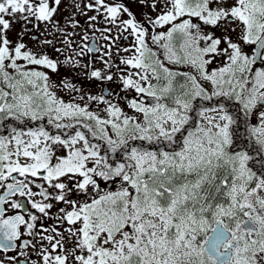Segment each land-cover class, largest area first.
Wrapping results in <instances>:
<instances>
[{
    "label": "snow or ice",
    "instance_id": "obj_1",
    "mask_svg": "<svg viewBox=\"0 0 264 264\" xmlns=\"http://www.w3.org/2000/svg\"><path fill=\"white\" fill-rule=\"evenodd\" d=\"M132 3L142 9L139 20L123 0L74 7L133 38L117 71L126 72L122 90L137 94L128 103L137 115L104 96L89 94L81 104L53 91L49 73L61 64L79 68L76 57L95 50L87 43L73 49L76 33L54 19L62 0H0V123L34 125L0 134V252L18 251L30 264L24 249L35 241L22 237L39 235L41 260L31 264H264V165L256 169L252 153L237 148L241 118L230 112L239 106L245 121L258 114L259 125L248 131L264 160V0ZM19 21L23 31L10 38ZM33 22L47 33L31 37L37 49L24 42ZM65 24L81 26L74 14ZM111 67L105 61L89 79L113 81ZM91 102L105 105L106 118L89 110ZM41 121L74 131L53 135ZM53 210L64 230L38 229Z\"/></svg>",
    "mask_w": 264,
    "mask_h": 264
},
{
    "label": "flooded vegetation",
    "instance_id": "obj_2",
    "mask_svg": "<svg viewBox=\"0 0 264 264\" xmlns=\"http://www.w3.org/2000/svg\"><path fill=\"white\" fill-rule=\"evenodd\" d=\"M89 2L90 0H62V4L60 5L59 11L54 17V19L60 22L61 27H65L67 28L68 31H72L76 33V35L69 37V39L73 41V49L75 51L77 52L80 51L81 46L84 45L85 43H87L88 47H94L95 50L93 52H85V55L83 57H76V59L81 60V66L79 68L69 70L65 65L61 64L59 67V72L49 73L50 78H54V80H58L59 83L67 82L69 84L74 85L75 88H79V89H83L87 87L88 89H90L88 93L91 95L93 93V95L95 96L99 94L98 92L95 91V89L96 87L100 86L101 95H103L104 97H110L113 100H116L118 98L119 100L123 101L125 104L128 105L131 99L138 98L134 91L128 90V91L120 92L111 83V81L109 82L101 81L100 82L99 80L89 79V74H90V71L92 70V66H89L88 68L86 67L84 68V66L90 65L95 62H105V61H108L109 63H113V62L120 63V59L128 55L127 53L123 52L122 49L126 47H130L131 44L133 43V38L128 37V39L125 40L123 38V35L118 33L117 29L113 25L105 22L103 16H98L96 21H89L88 17L96 15L94 11H88L87 9H84L86 14L81 15L74 7L75 3H80L81 7H83V4H86ZM109 2H112V0H109ZM115 2L119 3L121 2V0H115ZM123 2L130 8V10L135 14L138 20L141 19L142 9H140L137 4L132 3V0H123ZM143 11H146V9ZM73 14H74V18L78 20L79 24L81 25L80 27H77L75 29L69 28L67 24H65V20L69 16H72ZM153 15L155 14L153 13ZM124 18L126 19L127 17L125 16ZM23 24H24V21H19L18 23L13 24L14 31L10 32L9 34L10 38L14 39L16 33H20L23 31ZM34 24L35 22H33V24L31 25H28L31 31H29L26 34L25 41H24L30 49H37L39 47L38 42L33 41L31 39L33 35L38 36L39 39L41 40L45 38V35H47L44 24H41L39 26V31L36 30V28L34 27ZM109 28L111 29L110 33L105 31V29H109ZM48 30L55 32V29L52 28L51 25L48 26ZM56 35L59 36L58 33ZM85 35H87L88 37L87 42L81 39V37ZM217 35H219V32L217 33ZM105 36H111L112 39L105 40L104 39ZM48 38L52 39V36H48ZM56 46L61 47V48L65 47L61 43H57ZM45 48L47 49V52L50 56H52L53 58H56L58 54H56L52 48L48 46H45ZM69 51H72V50L65 49V54L67 55ZM60 59L63 60V57H61ZM217 61L219 62V58L217 59ZM84 78L86 79L85 82H84ZM206 103L209 104L210 102L209 101L202 102V104L205 106L207 105ZM238 115L241 118L239 124L241 123V127H243V129L245 128V132L248 136L249 135L248 128L251 126H256L259 121L258 114L253 115L252 117L248 118L246 121L243 117V114L238 113ZM38 126H43L47 130V122L45 121L38 122ZM12 127H19V128H22L23 130H28L29 128H33L34 125L31 122L23 124V125H18L17 122L15 121H12L11 123H9L8 121H5L3 123H0V134H6V128L10 131ZM234 127L236 126L234 125ZM239 128L240 127L236 128V133L239 137V139L237 140V148L251 152L254 157V167L256 169H259L262 165H264V160L261 161L260 157L256 155V151L254 150L252 151V149L256 150V146L253 143V141L244 140V145H246L247 147L242 148L240 146V143H242V140H241L240 132L239 133L237 132L238 131L237 129ZM37 182L43 183L42 181H37ZM0 194H2V190H0ZM72 198L75 199L76 195L73 194ZM57 207H67V205L61 204V205H58ZM29 210L32 211L30 209V206H29ZM53 211H54V215L51 220H49L47 217H42L41 220L37 221L38 229L42 225L44 227H48L49 229H51L52 227H58L61 231L64 230V227L66 225L58 224V222L55 219V215H58V213H56L55 210ZM9 214H12V213H9ZM37 215L39 214L37 213ZM65 235H67V233H65ZM22 239L28 240L30 242L35 241V248L30 246L24 249V251L31 254L30 264L31 262H40L41 257L37 254V250L40 248V236L39 235H36L34 237L23 236ZM16 243L19 244L20 241H17ZM44 243L47 244V241H45ZM68 246L71 247V244H69ZM12 256H16L17 259L21 261V264H23L25 257L20 256L18 251L0 252V260H4V264H13V262L8 259L9 257H12Z\"/></svg>",
    "mask_w": 264,
    "mask_h": 264
},
{
    "label": "rangeland",
    "instance_id": "obj_3",
    "mask_svg": "<svg viewBox=\"0 0 264 264\" xmlns=\"http://www.w3.org/2000/svg\"><path fill=\"white\" fill-rule=\"evenodd\" d=\"M112 65L110 71L112 74H114V80L111 81V83L120 91V92H123L125 90H122L121 88V85L119 83V77L122 75V74H126L125 73H121V72H118L117 71V66L120 68V69H124L126 66L125 65H122L118 62H113V63H110ZM115 64V65H113ZM219 64V62L217 61V65ZM217 65H213V66H217ZM88 67L89 66H92V69H100V70H105V62H95V63H92L90 65H87ZM86 67V68H88ZM85 68V66H84ZM59 72V71H58ZM57 73V72H56ZM51 79V82L56 85L55 88H53V91L56 93V95L63 99L65 102H70L73 100V98L75 97V102L77 103H81V104H84L86 102V98H87V95H89L88 91L90 89H88L87 87L83 88L82 89V92H76V91H72V90H69L65 87H63V83H59L58 80H54V78H50ZM86 81V79L84 78V82ZM101 82V81H100ZM104 82V81H103ZM105 82H109V81H105ZM100 85V84H99ZM79 89V88H77ZM96 92H98L99 94L97 95L98 97L99 96H103L101 95L100 93V86L99 87H96L95 89ZM128 91V90H127ZM84 95L85 96V101H81L79 99V97L81 95ZM136 94V93H135ZM93 95V93H92ZM137 95V94H136ZM106 100L110 101L111 103L113 104H116L117 106L121 107L122 110L128 114V115H137L135 112H133L127 104H125L123 101L119 100L118 98L116 100H113L112 98L110 97H105ZM104 108H105V105L104 104H99L97 102H91L89 104V110L100 115L101 117L103 118H106V113L104 112ZM209 116H213V115H216L215 113H211L209 112L208 113ZM218 119V117H217ZM204 123H206V121H204ZM257 125H259V121L257 123ZM256 125V126H257ZM56 147V152L58 155H63L65 154V150L61 149L59 146H55Z\"/></svg>",
    "mask_w": 264,
    "mask_h": 264
},
{
    "label": "trees",
    "instance_id": "obj_4",
    "mask_svg": "<svg viewBox=\"0 0 264 264\" xmlns=\"http://www.w3.org/2000/svg\"><path fill=\"white\" fill-rule=\"evenodd\" d=\"M200 104H201V106H205V105H203L202 104V102H200ZM207 104V103H206ZM207 107H211V106H213V104H212V102H210L209 104H207L206 105ZM230 112L231 113H233V114H243L241 111H240V108H239V106H237V105H233L231 108H230ZM46 122V121H45ZM239 129H237L238 131V133L240 132V134H241V140H242V143H240V146L242 147V148H246L247 146L246 145H244V140H248V141H253V143L255 144V142H254V139H252L251 138V136H250V133H249V135L247 136V134H246V132H245V128L243 129V127H241V123L239 124ZM47 130L49 131V133L50 134H53V135H57V134H59V135H62L63 136V134L65 133V132H73L74 130H71V129H61V130H57V129H55L52 125H49V124H47ZM89 139H90V142H92V143H95V144H97V145H99V147H100V149H101V151L103 152L104 150H106V148H107V145L106 144H104V142L103 141H101V140H92L91 139V137L89 136ZM134 144H137V145H139V144H141V143H144V142H140V141H136V142H133ZM144 147H149V145H147V143H144ZM255 147V146H254ZM256 151L255 149H252V151ZM262 161V160H261Z\"/></svg>",
    "mask_w": 264,
    "mask_h": 264
}]
</instances>
